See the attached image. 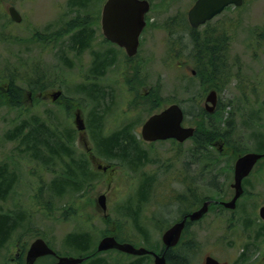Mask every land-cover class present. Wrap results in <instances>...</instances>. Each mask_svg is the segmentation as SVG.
Here are the masks:
<instances>
[{"label":"rangeland","instance_id":"1","mask_svg":"<svg viewBox=\"0 0 264 264\" xmlns=\"http://www.w3.org/2000/svg\"><path fill=\"white\" fill-rule=\"evenodd\" d=\"M2 1L0 81L9 72L30 74L29 69L37 66L43 74L47 73L52 85L43 90L45 100L33 103L32 98H37L35 94L28 98L27 85L23 81L16 82L23 90L20 108L0 104V173L5 174L0 181L9 188L0 199V212L21 218L9 245L0 251V264H17L16 253H20L23 262L25 249L37 237H43L61 255L78 257L80 253L64 244L69 234L87 235L90 254L101 239L111 235L130 240L137 248H151L155 244L158 247L163 231L178 221L179 209L190 212L205 200L230 198L231 169L238 155L264 153V0H244L241 7L229 6L208 23L191 28L198 35L196 41L203 40L214 30L228 28L223 63L230 75L224 85L216 89V109L208 114L211 118L200 112V105L203 106L204 97L213 84L202 77H194L203 56L198 53L195 57L193 46L181 49L190 41L186 13L194 0H145L149 5L146 26L139 37L137 55L131 59L101 34L100 12L106 0H91L76 8L70 5V0L12 1L23 18L20 25L8 23L4 13L9 5ZM83 17L92 20L88 26L92 29L89 47L84 50L70 48L69 37L72 40L78 29L67 34L68 40L62 36L58 45L51 48H45L42 41L31 38H49L54 31L49 32L47 25L55 24L52 30H57L59 22L66 20L67 27L69 21ZM32 30H38V34ZM2 33L5 36L11 34V37L4 40ZM97 56L104 62L100 86L113 95L115 103L106 109V114L105 109L103 111L101 123L105 119L108 128L118 127L116 124L120 121L132 123L137 139L141 123L133 126L134 123L177 103L191 115L184 123L186 126L197 127L200 123L208 127L207 123L211 122L207 129L210 138L212 134L217 137L213 132L214 124L219 129L216 132L222 133L225 125L232 123L234 130L228 131L231 147L227 151L222 147L223 152L219 153L216 147L199 143V139L182 144L171 140L141 143L143 163L140 167L133 166L138 168L134 172L126 162L99 155L86 128L82 138L72 123L77 110L85 119L92 108L91 102L77 89L82 86ZM55 91L81 106H74L65 115L49 100ZM146 97L152 100L148 101ZM121 108L127 114L114 120L112 115ZM44 111L55 112L53 121L62 130L71 126L76 129L73 143L69 145L73 158L82 159L85 154L89 169L99 174L88 186L84 185L78 192L67 189L60 198L50 194L49 186L71 163L66 153L58 157L52 152L41 151L37 159L31 151H22L19 140L7 138L20 123L25 121L28 125L33 118L40 119L46 114ZM108 113L111 119L106 116ZM85 147L92 150L94 161H90ZM209 152L212 153L210 158H200L202 153L210 155ZM145 177L150 178L143 179ZM246 180L245 188L251 196L247 205L250 212L242 211L244 198L235 211L211 207L201 220L188 225L183 232L182 238L188 248L185 244L178 248L189 250L188 260L203 264L209 256L222 264H254L261 254L264 256L261 251L264 249V231L259 236L261 231L256 226L245 227L246 223H255L252 206H255V212L258 204L264 202V160ZM193 188L194 201L186 205L178 203L172 194L178 191L184 194ZM100 196H104V212L98 202ZM156 209L161 213V216L156 214V219L164 218L162 221H153L152 213ZM162 222H166L165 226H161ZM21 246H25L23 251ZM257 251H261L260 254ZM121 256L109 250L94 257L98 264H115L116 259L119 264H124L127 258ZM257 264H264V259Z\"/></svg>","mask_w":264,"mask_h":264},{"label":"trees","instance_id":"2","mask_svg":"<svg viewBox=\"0 0 264 264\" xmlns=\"http://www.w3.org/2000/svg\"><path fill=\"white\" fill-rule=\"evenodd\" d=\"M10 1L12 0H5L7 3ZM90 1L91 0H70L69 3L72 7L76 8L78 5H83ZM91 21L92 20L89 17H83L81 19L76 18L71 22L69 21V24L66 27V34H69L70 31L74 29H78L72 40L69 37L71 49L84 50L89 47L92 29L88 26ZM8 23L10 24V22ZM187 29L190 30V41L183 45L181 49L193 46V54L195 57H197L198 53L202 54V62L197 61L198 63H201L199 70H197V78L202 77L206 79L209 83L213 84L212 87L216 90L221 85H224L230 75V71L227 65L223 63V57L221 56L227 50L226 36L228 28L222 27L219 30H214L212 33L206 35L201 41H196V39H198L196 30H192L189 27ZM59 35L60 34H56L53 38H36L35 36L31 38L33 41H42L43 47L51 48L52 42L56 40L55 37H59ZM8 37H11V34H9L7 38ZM5 39L6 38H4V40ZM101 61V56L95 57V64L89 67L87 76H85L84 81L81 83L82 86L77 89L80 94H83L82 97L88 99L92 104L90 112L84 119L86 130L90 135L91 142H94L95 151L99 153V155L104 156L105 158L119 159L124 163L126 162L127 164H130V166L140 165L143 163V152L140 150L139 145L143 142L139 138H135L136 135L133 133L132 123L120 121L116 124L118 127L114 129L107 127L105 119L101 123L102 118L104 117V109L106 114V109L111 104H113L111 106L115 105V103H113V95L109 94L106 90H103L100 86L99 80L103 74L102 71L104 68V62L102 61V63ZM29 71L30 74L28 72H24L23 74H18L16 72L15 74V71H13V73L8 76V81L12 83H15L17 80L23 81L27 85V89L32 92V95L38 91H43L44 89L51 87L49 85H52V83L49 81V76H46V72L43 74V70L39 69L37 66L30 68ZM4 96L5 100L0 102V104L5 103L7 106L9 105L14 108H20L19 100L21 99L19 98V94L15 95L14 93L13 97H11L9 93H7ZM145 99H148V101L152 100L151 97H146ZM37 101L40 100L32 98L33 103ZM53 104L58 108H61V112H64L65 115L66 113L68 114L70 109L74 106L78 108L81 106L76 101L66 99L63 95L55 100ZM44 113H46V111H44L43 114ZM185 113L189 115L187 111H185ZM52 114L55 115V112L51 114L47 112L40 119L33 118L28 125L23 121L17 126L15 132L7 138L10 140H19L23 146L22 151H31V155L37 159L40 158L39 155H41V151L52 152L58 157L62 155V153H66V158L70 159L71 163L66 165L64 174L56 176L51 182V186H49L50 194L54 195L55 198H60L67 189L78 192L84 185L88 186L96 177H99V174L98 172H92L89 169V161L85 154L82 159L78 158L75 160L73 158V152L69 145L70 143H73L72 140L76 133V129L71 126L62 130L57 122L53 121L55 120V116ZM126 114L127 112H122L121 108L115 115H112V117L114 120H117L119 116L122 117ZM204 115L211 118V116L205 112ZM106 116H109L111 119L110 113ZM138 124H140V122L134 123L133 126ZM198 125L201 126H197V138L199 139V143L204 142L209 146V142L212 141V138H210L207 133L210 123H207L208 127H206V125L202 126L200 123ZM218 130L219 129L216 126L215 131ZM137 146L139 147V152ZM211 156L212 153L210 155L202 153L200 158H210ZM133 166L130 168H133ZM4 175V172L0 173V180L3 181ZM2 181H0V199H3L9 191L7 185L2 183ZM181 199L182 201H179L181 205H186L187 202L194 201V198H185L184 195ZM71 205L73 206V201H71ZM20 220L21 218L18 216L13 217L0 212V251L9 245L12 234L19 225ZM88 239V236L84 234H69L64 244L65 246L67 245L76 250L80 253V257H83L86 256V254H90V241ZM183 252L186 255L189 253V250L183 249ZM96 254L97 253L94 251L90 255ZM17 264H21V258L17 260ZM177 264H182V262H178Z\"/></svg>","mask_w":264,"mask_h":264},{"label":"water","instance_id":"3","mask_svg":"<svg viewBox=\"0 0 264 264\" xmlns=\"http://www.w3.org/2000/svg\"><path fill=\"white\" fill-rule=\"evenodd\" d=\"M242 0H196L187 13L188 23L192 28L198 27L214 16L220 14L229 5L241 6ZM148 3L145 0H106L101 12V29L103 35L109 41L116 43L126 50L128 56L136 53L138 37L145 26L144 14L148 11ZM10 19L18 22L20 18L14 8H9ZM60 96V91L51 95V100L55 101ZM206 102L212 104L208 111L215 105V93L211 92L206 98ZM182 112L172 105L160 113L150 116L141 127V136L145 141L165 140L173 138L179 142L193 135L194 129L181 127ZM78 132L84 131V123L79 112H75L73 120ZM82 137V133H80ZM83 138V137H82ZM263 155L258 153H247L239 157L234 164V183L232 188L235 190L233 199L228 203H222L224 207L234 208V202L241 192V180L245 177L255 162ZM98 202L105 210L104 197L100 196ZM209 201L202 203L200 208L187 216L180 222L168 229L162 237L166 247L173 246L179 239L180 233L184 228L185 220L190 221L200 219L208 210ZM260 216L264 219V207L260 209ZM116 248L130 254H143L144 249H136L129 244H118L112 237H104L97 245V251H105ZM44 255H54V252L40 239L35 240L29 247L26 254V264H32L37 257ZM80 258L58 257L55 264H78ZM154 264H165L163 256L156 257ZM204 264H219L214 258L206 257Z\"/></svg>","mask_w":264,"mask_h":264},{"label":"flooded vegetation","instance_id":"4","mask_svg":"<svg viewBox=\"0 0 264 264\" xmlns=\"http://www.w3.org/2000/svg\"><path fill=\"white\" fill-rule=\"evenodd\" d=\"M16 2H19L21 3L23 0H14ZM18 3V4H19ZM6 11V10H5ZM23 19V18H22ZM22 19L20 21V23H17L15 25H20L22 23ZM100 21V20H99ZM100 23V22H99ZM55 25V24H53ZM53 25H47V28L50 29L49 32H53L54 33L52 34L51 37L49 38H53L56 34H60L59 37H55L56 40L52 42V47H56L61 39L62 36H65L66 39L68 40V36L66 34V20L63 21V22H59V27L57 30H52V26ZM32 33L34 34H38V30H32ZM1 36L3 38H6L7 36H5L3 33L1 34ZM36 38H44V37H41V36H35ZM47 38V37H45ZM3 48H0V51L2 50ZM12 72L6 74V76H4V80L3 81H0V102H2L3 100H5V96L7 93H9V95L11 97H13V94L15 93V95L19 94V98L22 100V90L21 88L19 87L18 84H16V82H21V80H17L15 83L13 82H9L8 81V76L11 75ZM14 80V79H13ZM44 91H38L36 93H34L37 98L36 99H39V100H45V96H44ZM28 98L30 96H32V92L30 90H28L26 92ZM21 100H19V103L21 102ZM32 102V100H31ZM211 123V122H210ZM215 124L213 125V132L214 133H217V137H216V134H212V140L213 142H211V146H214L218 149L219 153L220 152H223V149L222 147H224V149L227 151L230 146V144L228 143V131L230 129H233L234 130V126L232 125V123H229L227 125H225V131L220 133V132H216L215 131ZM220 133V134H219ZM219 134V135H218ZM216 137V138H215ZM86 151V154L87 156L89 157L90 161H94L95 158L92 156L91 154V151L90 149H85ZM247 153H250V152H247ZM253 153H257V152H253ZM246 154V153H244ZM242 154V155H244ZM258 154H262L263 156L258 159L255 163V165L252 167L250 173L248 174V176H246L242 181H241V192H240V195L237 197V199L235 200L234 202V208L230 209V208H227V207H224L222 205V203H228L230 202L233 197H234V194H235V190L232 188V183L230 184V189H231V196L228 200H224V199H213V200H210V204H209V207H208V211L211 207H215V208H219V209H223V210H233L235 211L238 207H239V204H240V201L242 198H244V209L242 210L243 213H247V212H250V210H247V205H249V201H250V198L251 196H248L250 195L249 194V191H247V189L245 188V185L246 182H247V178L249 176L252 175V172L255 171L256 167L258 166V164L261 162V160L263 161L264 160V153H258ZM239 156V155H238ZM237 156V158H238ZM236 158V159H237ZM236 161V160H235ZM235 161L233 162L232 164V169H231V172H232V176H234V163ZM132 165V164H131ZM142 164L138 165V167H140ZM133 166V165H132ZM135 166V165H134ZM255 168V169H254ZM100 169V166L99 164H97V170ZM135 170H138L137 167H133V171L134 172ZM147 178H150V177H145L143 179H147ZM178 179V178H177ZM179 180V179H178ZM168 183H171L168 182ZM142 185V184H141ZM171 187V186H170ZM194 188L193 189H189V191H185L184 194H183V191H178V192H172V194H174L176 196L175 199L181 201L183 195L186 197L188 196V198H193L195 193H194ZM187 194V195H186ZM256 201V200H255ZM180 203V202H179ZM264 207V202L263 203H259L258 204V207H257V210L254 212V209H255V206L253 207L252 206V211H253V217L255 218V223H246L245 224V227H250V226H256L257 228L260 229V233H259V236L261 233H263V228L264 227V219L261 218L260 216V209ZM138 210V209H137ZM136 210V211H137ZM184 209H179V218H178V221H180L181 219H183L185 216H187V214H189L190 212L188 211H184L182 212ZM193 211V210H192ZM156 214L160 215L161 216V213L159 212L158 209H156L152 215L153 216V221H162L163 219L161 217H159L158 219H156ZM255 215V216H254ZM176 221V222H178ZM176 222H174L173 224H175ZM192 223H197L196 222H190L188 220H186L185 222V228L188 227V225L192 224ZM166 222H162L161 223V226H165ZM172 224V225H173ZM171 225V226H172ZM169 226V227H171ZM168 227V228H169ZM167 228V229H168ZM184 228V230H185ZM165 229L163 231V233L167 230ZM184 230L182 231L181 235H180V238L178 240V243L176 245H174L173 247H170V248H166L164 243L162 242V238L159 239V243H157L158 247H156V244L155 246L153 245L151 248H144L146 250V253L145 254H142V255H131V254H127V253H124L122 251H118L116 249H112L113 251H115L116 253L118 254H121V258H127L125 259L126 262L124 264H153L154 263V260H155V255H158V256H163L164 258V261H165V264H177L178 262H182V264H194L193 261H190L188 260V255L184 254L183 252V249L185 248H178L180 245L182 244H185L184 247H187L186 244L187 242L182 238L183 237V232ZM162 233V234H163ZM115 240L116 242L120 243V244H124V243H127V244H131L132 246H134L135 244L133 242H131L130 240H125V239H120L119 237L118 238H115V236L111 235ZM162 237V235H161ZM262 237V236H261ZM260 237V238H261ZM193 244V241L190 240ZM135 247V246H134ZM260 248H262V246L259 245ZM137 248V247H136ZM140 248V247H139ZM188 248V247H187ZM178 249V250H177ZM264 252V249L261 250ZM261 251H257L259 252L258 254H260ZM183 253V254H182ZM57 256H59L58 253H56V255H49V256H43V257H39L37 258L33 264H54L56 261H57ZM90 259V261H89ZM264 259V256L261 254L260 255V258L259 260H262ZM259 260H257V262H255L254 264H257L259 262ZM84 261V262H83ZM80 264H98L99 261H97L96 258H93V257H90V256H84V260H83ZM115 264H119L120 262L118 261V259H116V261L114 262ZM222 264V263H220Z\"/></svg>","mask_w":264,"mask_h":264},{"label":"bare ground","instance_id":"5","mask_svg":"<svg viewBox=\"0 0 264 264\" xmlns=\"http://www.w3.org/2000/svg\"><path fill=\"white\" fill-rule=\"evenodd\" d=\"M151 148V147H150ZM116 155V154H115ZM54 159V158H53ZM206 172V171H205ZM202 174V173H201ZM186 178V177H185ZM181 182V181H180ZM186 182V181H185ZM188 182H189V180H188ZM193 200V199H192ZM164 211V210H163ZM190 249V248H189ZM99 260V259H98ZM89 261H90V259H89ZM84 262V261H83Z\"/></svg>","mask_w":264,"mask_h":264}]
</instances>
